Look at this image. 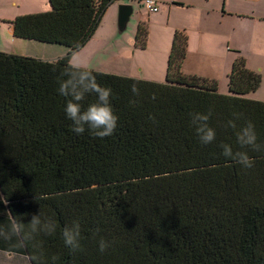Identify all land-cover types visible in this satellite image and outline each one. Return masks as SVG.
<instances>
[{
	"label": "trees",
	"instance_id": "1",
	"mask_svg": "<svg viewBox=\"0 0 264 264\" xmlns=\"http://www.w3.org/2000/svg\"><path fill=\"white\" fill-rule=\"evenodd\" d=\"M115 1L49 0L48 11L4 20L17 37L69 51L45 60L0 50V230H9L13 219L27 223L40 208L57 225L54 235L33 242L40 248L21 246L16 237L0 238V248L26 255L31 264L39 252L42 264H53V256L55 264H264V152L243 149L254 161L244 169L220 148L241 150L234 130L225 127L229 120L237 128L253 122L264 143V100L247 97L262 76L244 55L235 58L222 93L217 78L183 71L189 36L177 29L162 82L92 69L112 90L119 117L112 136L70 130L67 101L57 92L60 72ZM147 37L148 25L140 21L136 44L145 47ZM95 100L86 96L83 107ZM209 111L216 139L202 145L189 114ZM74 219L84 249L75 254L61 235ZM101 237L114 242L103 254Z\"/></svg>",
	"mask_w": 264,
	"mask_h": 264
},
{
	"label": "crops",
	"instance_id": "2",
	"mask_svg": "<svg viewBox=\"0 0 264 264\" xmlns=\"http://www.w3.org/2000/svg\"><path fill=\"white\" fill-rule=\"evenodd\" d=\"M134 1L141 9L134 28L140 21L148 25L145 47L139 48L134 40L123 41L117 36V25L105 26L101 19L91 39L79 49L91 69L162 82L174 32L183 29L189 36L182 66L185 73L217 78L221 88L239 54L245 56L247 67L264 71V0H158L157 12H149L143 0ZM33 8L35 11H29L46 10L48 6L36 4ZM108 9L110 12L114 7ZM6 23L7 36L2 38L1 51L45 60H55L69 51L63 44L17 37L12 24ZM155 61L154 65L147 64ZM119 64L124 67L118 68ZM15 244L19 247L17 240ZM0 264L31 263L22 253L0 248Z\"/></svg>",
	"mask_w": 264,
	"mask_h": 264
},
{
	"label": "clouds",
	"instance_id": "3",
	"mask_svg": "<svg viewBox=\"0 0 264 264\" xmlns=\"http://www.w3.org/2000/svg\"><path fill=\"white\" fill-rule=\"evenodd\" d=\"M53 64V71H56L54 61H49ZM57 92L66 99L64 108L67 118L72 122L70 130L77 135H82L86 131L97 138L103 139L112 136L118 127V115L114 112L110 98L112 90L108 87L101 86L93 74V70L88 65L87 58L80 55L79 50H74L67 58L66 66L60 72L58 78ZM131 92L134 96H139V88L136 83L131 85ZM95 94L96 100L83 107V101L86 96ZM155 99V96H153ZM135 105L136 101H130ZM211 112L204 114L200 112L190 113V125L194 129L199 142L202 145L211 144L216 139V131L208 124ZM155 120V117H150ZM239 118L237 114V119ZM226 128H232L236 136V144L241 150H234L231 144L221 143L222 155L226 159H231L242 166L244 169L254 167V161L250 158L248 149L253 152H264V143L258 142V135L253 122L248 121L242 127L237 128L233 120H229L225 125ZM38 200V197H35ZM27 215V214H25ZM57 225L55 221L45 215L40 208L38 213L32 214L30 221L25 223L23 218L19 221L13 219L9 230H0V238L10 240L16 237L21 246L33 244L36 238L45 235L52 236L56 233ZM101 229L97 227L92 232V237L95 239ZM82 226L79 219H74L65 224L62 231V239L64 245L75 254L82 252L83 246L81 242ZM98 249L103 254L106 252L112 243L101 237L98 241ZM33 247L40 248L39 242L33 244ZM43 252L34 254L32 260L35 264H42ZM53 264L58 257L53 256Z\"/></svg>",
	"mask_w": 264,
	"mask_h": 264
},
{
	"label": "rangeland",
	"instance_id": "4",
	"mask_svg": "<svg viewBox=\"0 0 264 264\" xmlns=\"http://www.w3.org/2000/svg\"><path fill=\"white\" fill-rule=\"evenodd\" d=\"M15 0H0V46L4 45V43L2 42L3 39L7 36V30L8 28L6 27L8 23H6V21L4 20H12L14 19L16 16L18 15H23V14H29V13H36V12H43V11H48L51 9L50 3L48 0H17L19 3L15 4L14 3ZM127 1H130L131 4H133L134 8L136 9L135 13L131 16L129 23L127 25V28L124 30V32H119L118 30V37L121 38L123 41H129V42H133V40L136 42V31L137 28H134V23L136 20V14L139 10H141L139 8V4L137 2H135L134 0H116L115 2H113L109 7L113 6L114 9H111V11L109 12V9L106 11V13L104 14L102 20H103V24H105V26H109V25H117V16H118V6L119 4L122 3H129ZM38 4L39 6H42L44 4V6H48V8H46V10H40L36 11V12H30L29 10L33 9L34 10V6ZM108 7V8H109ZM28 11V12H27ZM117 29H118V25H117ZM137 45V44H136ZM140 48V46H139ZM144 48V47H141ZM158 50V49H157ZM159 51V50H158ZM157 61L155 62H151V63H147L148 65H154L156 64ZM167 63H168V59L166 62V69H167ZM261 63H263L264 65V60L261 61ZM247 65V64H246ZM118 68H122L124 67L122 64H119L117 66ZM249 68V67H248ZM253 70V69H252ZM255 70V69H254ZM135 71V69H134ZM256 71H258L261 76H262V83L261 85L254 91H251L247 97L248 98H252V99H260V100H264V71L262 72L260 69H257ZM138 73L140 75H142V69L139 67L138 68ZM166 76V74H165ZM165 80V77L163 78L162 81ZM222 93H225L228 91V79L224 80V83L222 84L221 88H220Z\"/></svg>",
	"mask_w": 264,
	"mask_h": 264
},
{
	"label": "water",
	"instance_id": "5",
	"mask_svg": "<svg viewBox=\"0 0 264 264\" xmlns=\"http://www.w3.org/2000/svg\"><path fill=\"white\" fill-rule=\"evenodd\" d=\"M134 12V6L131 3H122L118 6L117 25L119 32H123L129 23Z\"/></svg>",
	"mask_w": 264,
	"mask_h": 264
},
{
	"label": "built area",
	"instance_id": "6",
	"mask_svg": "<svg viewBox=\"0 0 264 264\" xmlns=\"http://www.w3.org/2000/svg\"><path fill=\"white\" fill-rule=\"evenodd\" d=\"M143 6L149 12H157V11H159V3H158V0H143Z\"/></svg>",
	"mask_w": 264,
	"mask_h": 264
}]
</instances>
